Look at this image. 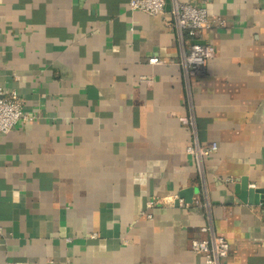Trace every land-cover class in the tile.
Returning <instances> with one entry per match:
<instances>
[{
  "label": "crops",
  "instance_id": "0c3cea01",
  "mask_svg": "<svg viewBox=\"0 0 264 264\" xmlns=\"http://www.w3.org/2000/svg\"><path fill=\"white\" fill-rule=\"evenodd\" d=\"M129 1L0 0L3 85L36 116L0 133V264H205L206 224L230 264H264V0H210L198 40L216 56L189 91L169 20L200 0ZM191 109L218 145L206 188Z\"/></svg>",
  "mask_w": 264,
  "mask_h": 264
},
{
  "label": "built area",
  "instance_id": "2783aa9c",
  "mask_svg": "<svg viewBox=\"0 0 264 264\" xmlns=\"http://www.w3.org/2000/svg\"><path fill=\"white\" fill-rule=\"evenodd\" d=\"M209 2L210 0H200L199 3L177 1L171 10L169 25L175 30L176 38L180 44V63L188 91L193 77L201 74L207 62L216 56V49L212 43L198 40L212 21L208 11ZM165 4L166 0L129 1L131 10H141L151 15L166 13ZM221 22L223 23L224 21ZM187 36L190 37L188 40ZM149 61L157 63L161 59L152 57ZM33 120H36V116L26 112L24 99L19 95L18 91L6 90L0 73V133H9L20 122ZM181 121L192 128L195 140L188 145L187 152L194 156L202 187L206 188L203 158L217 150L218 145L216 143L205 146L200 145L196 137L197 129L192 109L188 115L181 117ZM174 200H178L180 205L185 204L184 198L178 195L174 196ZM153 202L150 201L148 205H153ZM0 235H2L1 228ZM92 236H96V233ZM191 248L203 256L205 264H230L227 261L230 243L225 236L217 234L211 224L204 225L201 236L191 240ZM7 264H26V262L13 260Z\"/></svg>",
  "mask_w": 264,
  "mask_h": 264
},
{
  "label": "water",
  "instance_id": "95a60500",
  "mask_svg": "<svg viewBox=\"0 0 264 264\" xmlns=\"http://www.w3.org/2000/svg\"><path fill=\"white\" fill-rule=\"evenodd\" d=\"M193 194H194V189L188 188L182 191L181 196L185 197L188 201H192Z\"/></svg>",
  "mask_w": 264,
  "mask_h": 264
}]
</instances>
